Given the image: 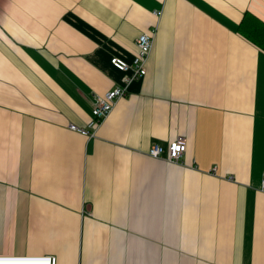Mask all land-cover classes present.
<instances>
[{
  "label": "crops",
  "instance_id": "obj_1",
  "mask_svg": "<svg viewBox=\"0 0 264 264\" xmlns=\"http://www.w3.org/2000/svg\"><path fill=\"white\" fill-rule=\"evenodd\" d=\"M246 13L264 0H0V264H264ZM152 32L144 76L111 65ZM117 87L94 137L68 129ZM177 138L179 162L148 155Z\"/></svg>",
  "mask_w": 264,
  "mask_h": 264
},
{
  "label": "built area",
  "instance_id": "obj_2",
  "mask_svg": "<svg viewBox=\"0 0 264 264\" xmlns=\"http://www.w3.org/2000/svg\"><path fill=\"white\" fill-rule=\"evenodd\" d=\"M156 14L160 15L159 12ZM152 46L153 32L140 34L136 40L137 50L131 64H127L118 58H112L110 63L115 69L121 72L132 71V77L134 78L142 77L146 74L145 65L152 50ZM125 93L126 91L123 87H117L102 96H95L91 120L82 127L70 124L68 129L89 139L94 137L99 126L109 116L118 100L121 99ZM185 151V139L177 138L170 143L166 150L159 145H153L149 149L148 155L154 159H160L165 154V160L167 162L177 163L183 157ZM261 191L264 192V173L261 179ZM42 264H57L56 257L53 255H45L42 258Z\"/></svg>",
  "mask_w": 264,
  "mask_h": 264
},
{
  "label": "trees",
  "instance_id": "obj_3",
  "mask_svg": "<svg viewBox=\"0 0 264 264\" xmlns=\"http://www.w3.org/2000/svg\"><path fill=\"white\" fill-rule=\"evenodd\" d=\"M239 33L264 51V23L250 13H246L239 24Z\"/></svg>",
  "mask_w": 264,
  "mask_h": 264
}]
</instances>
